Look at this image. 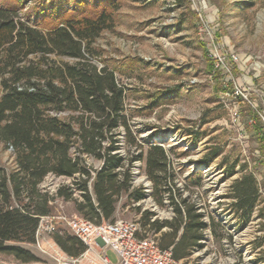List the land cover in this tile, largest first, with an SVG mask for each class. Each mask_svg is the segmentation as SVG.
Here are the masks:
<instances>
[{"label":"trees","instance_id":"obj_1","mask_svg":"<svg viewBox=\"0 0 264 264\" xmlns=\"http://www.w3.org/2000/svg\"><path fill=\"white\" fill-rule=\"evenodd\" d=\"M24 3L0 0V142L13 155L12 167L0 165V253L18 264H42L15 242H34L39 217L53 214L56 200L71 202L74 213L95 223L114 221L121 203L138 213V234H155L159 247H171L177 259L204 247L206 229L230 241L221 221L192 199L191 187L202 185V169L192 168L184 188L177 187L175 146L151 140L155 130L142 140V129L133 124L136 114L148 115L161 103L163 92L147 94V103L131 107L132 89L117 77L122 67L105 57L101 65L93 61L100 53L97 37L114 27L116 1L73 0L70 6L68 0H42L21 13ZM186 134L197 141L204 133L191 126ZM221 154L215 145L195 162L209 167ZM137 162L149 191L134 183ZM219 166L226 177L240 171L229 184L226 207L237 230L256 216L264 231V199L255 174L238 158H222ZM50 174L69 182L50 193L40 187ZM146 197L172 215L158 218L141 210ZM53 239L71 256L85 248L67 229H57ZM254 240L262 246L264 233ZM252 262H264V249ZM233 264H245L240 254Z\"/></svg>","mask_w":264,"mask_h":264},{"label":"rangeland","instance_id":"obj_2","mask_svg":"<svg viewBox=\"0 0 264 264\" xmlns=\"http://www.w3.org/2000/svg\"><path fill=\"white\" fill-rule=\"evenodd\" d=\"M41 1L25 0L21 13ZM72 1L68 0L67 5L71 6ZM115 1L118 7L114 11V27L97 37L94 45L100 53L93 61L101 65L100 57H105L122 67L123 74L117 73V77L132 89L127 99L131 107L147 103V94L163 92V100L150 114L133 117L135 127L142 129L139 137L147 140L155 130L157 134L151 140L161 141L166 147L175 146L172 155L178 172L177 187L184 188L185 176L192 168L202 169V185L191 187L192 199L204 205V210L220 220L224 231L231 235L230 241L225 235L216 239L206 229L204 247L194 251L190 258L196 264H233L240 254L245 264H255L252 260L262 253L264 242L257 247L254 239L264 231L260 230L256 216L237 230V220L226 207L230 200L229 184L240 171L236 168L233 176L226 177L219 162L222 158H238L240 163H247L264 199V122L253 109L264 116V0ZM208 30L223 54L233 51L241 57L237 63L228 64V71L215 68L207 55ZM256 61L259 67L255 69ZM233 85L239 89L242 100L232 93ZM191 126L204 133L200 140L193 141L186 134ZM215 145L222 148V154L209 167L195 162ZM92 163L98 164L94 160ZM0 165H13L12 150L1 142ZM133 171L134 183L149 191L141 163H135ZM61 182L45 177L41 184L51 192ZM139 203L141 210H152L158 218L172 215L168 207L158 206L150 197ZM73 213L71 202H54L53 214ZM137 219L138 213L118 204L115 220ZM57 228L66 229V225L58 222ZM43 240L40 247L34 242L15 244L29 249L42 264H48L49 254L60 247L53 234H45ZM108 254L114 259L111 251ZM0 262L18 264L5 253H0Z\"/></svg>","mask_w":264,"mask_h":264},{"label":"built area","instance_id":"obj_3","mask_svg":"<svg viewBox=\"0 0 264 264\" xmlns=\"http://www.w3.org/2000/svg\"><path fill=\"white\" fill-rule=\"evenodd\" d=\"M206 43L207 55L212 59L215 68L229 70L228 64L237 63L241 60L239 55L233 51L223 54L215 44L211 31ZM256 61L253 68H258ZM232 93L239 95V89L233 85ZM242 98V97H241ZM260 119L264 122V116L253 108ZM234 118L238 116L234 110ZM51 179L69 182L68 178L48 175ZM60 184V183H59ZM58 183L50 193H54ZM40 187H43L40 184ZM63 222L66 229L77 237L85 248L75 256L68 255L58 248L54 253H50L51 262L48 264H196L190 256L177 259L172 255L171 247L160 248L155 238V234L145 233L139 235L141 228L137 220H102L99 223L87 220L76 213L71 216L63 214L41 215L34 234V243L41 246L45 234H53L57 231V223ZM108 251L114 255L112 259Z\"/></svg>","mask_w":264,"mask_h":264}]
</instances>
